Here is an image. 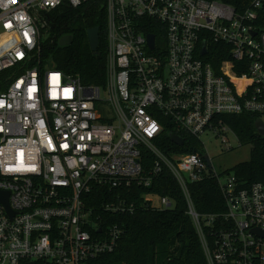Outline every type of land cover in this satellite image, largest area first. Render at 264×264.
I'll use <instances>...</instances> for the list:
<instances>
[{"label":"built area","instance_id":"2783aa9c","mask_svg":"<svg viewBox=\"0 0 264 264\" xmlns=\"http://www.w3.org/2000/svg\"><path fill=\"white\" fill-rule=\"evenodd\" d=\"M64 2H99L105 11L102 87L36 62L39 14ZM263 6L253 0L236 12L220 0H0V30L16 37L0 53V193L7 194L0 264H93L115 249L121 230L91 224L84 196L98 186L128 196L164 169L184 196L203 264H264V238L253 233L264 231V183L218 172L198 154L165 155L154 143L162 119L201 143L212 134L226 150L227 135L238 139L219 116L255 115L264 124V28L256 24ZM210 46L228 55L217 68L204 60ZM143 151L154 157L146 175ZM205 180L217 184L222 213L196 211L188 185ZM142 199L148 209L175 208L166 196ZM128 200L116 194L104 210L132 214Z\"/></svg>","mask_w":264,"mask_h":264},{"label":"trees","instance_id":"16d2710c","mask_svg":"<svg viewBox=\"0 0 264 264\" xmlns=\"http://www.w3.org/2000/svg\"><path fill=\"white\" fill-rule=\"evenodd\" d=\"M243 12L250 7L253 0H220ZM41 38L37 64L43 69L53 66L67 75L77 77L84 85L104 84V72L107 53V35L105 11L101 4L85 3L72 8L67 2L48 12L39 14ZM257 26L264 28V6L260 12ZM98 28V46L95 52L90 49L87 31ZM72 37L68 46H59L63 37ZM228 59L226 53L219 52L218 46H210L208 56L204 59L214 68L221 61ZM52 64V65H51ZM240 73V71H238ZM238 139L241 146L250 145L251 155L232 172L238 180L247 183H264V136L254 128L258 118L255 115L219 116ZM164 132L154 143L165 155L198 154L205 156L204 146L200 140L186 136L176 130L166 119H162ZM167 124V125H166ZM178 134L183 138L181 146L171 141V136ZM154 164V157L148 152L142 153L143 175L148 174ZM188 190L196 211L200 214H218L224 211V205L214 180H205L188 185ZM124 189L113 192L105 187H94L84 196L85 208L90 212L91 224L105 230L116 225L121 230L115 249L102 254L93 264H203L201 246L186 214L184 196L175 181L165 169L159 177L153 178L150 187L133 185L127 196ZM120 195L132 201L136 209L132 214H112L104 210L112 196ZM146 194L166 196L175 202V208L156 211L142 205ZM93 234V233H92Z\"/></svg>","mask_w":264,"mask_h":264},{"label":"rangeland","instance_id":"374dc122","mask_svg":"<svg viewBox=\"0 0 264 264\" xmlns=\"http://www.w3.org/2000/svg\"><path fill=\"white\" fill-rule=\"evenodd\" d=\"M16 42V37L8 35L0 30V53L10 48ZM52 65V64H51ZM51 68L53 66H47ZM106 99V94L101 91V100ZM105 104V102H104ZM98 109V106H97ZM229 141V149H225L219 138H214L212 134L203 137L202 144L206 156H208L212 167L218 172H232L236 166L246 163L250 159L251 146L239 145L234 136L227 135Z\"/></svg>","mask_w":264,"mask_h":264},{"label":"water","instance_id":"95a60500","mask_svg":"<svg viewBox=\"0 0 264 264\" xmlns=\"http://www.w3.org/2000/svg\"><path fill=\"white\" fill-rule=\"evenodd\" d=\"M98 28H92L87 31V36H88V41L90 45V49L92 52H95L98 46ZM148 41L150 43L151 49L154 47V36L149 35L148 36ZM72 42V37H63L59 40V46L64 47L70 45ZM206 54L205 46L204 43L202 44V50L200 53V56H204ZM254 128L257 131V133L260 136H264V124L260 119L255 120L254 122ZM171 141L176 145V146H181L183 143V139L177 135H172L171 136ZM204 159L207 163V165L210 167V162L207 156H204ZM0 200L7 206V194H2L0 193ZM99 232V230H98ZM253 233L256 234L257 236L264 238V231H259V230H253Z\"/></svg>","mask_w":264,"mask_h":264}]
</instances>
